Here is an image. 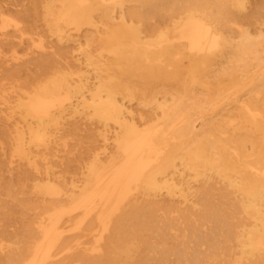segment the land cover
Segmentation results:
<instances>
[{
  "label": "bare ground",
  "instance_id": "1",
  "mask_svg": "<svg viewBox=\"0 0 264 264\" xmlns=\"http://www.w3.org/2000/svg\"><path fill=\"white\" fill-rule=\"evenodd\" d=\"M28 2L0 7V264H264V0Z\"/></svg>",
  "mask_w": 264,
  "mask_h": 264
},
{
  "label": "rangeland",
  "instance_id": "2",
  "mask_svg": "<svg viewBox=\"0 0 264 264\" xmlns=\"http://www.w3.org/2000/svg\"><path fill=\"white\" fill-rule=\"evenodd\" d=\"M8 4H10V6H8ZM29 4L28 0H0V7L3 9V10H7L6 11V14H11L12 16H14V12L11 10V9H18V8H21L22 6H25ZM98 28L100 25H97ZM99 29H93V35L94 37H96V33L95 31H98ZM71 33V40L69 41V44L70 47L68 48V51H69V54L68 56L70 57L69 58V61L71 60H79L81 61V57H82V50H85L86 49V46H85V40H84V34L86 33V29H83V30H80L79 32H76V31H70ZM48 41V44L47 45H50L51 47L56 45L55 43V39L53 38H49L47 39ZM97 42V41H95ZM73 45H77L76 47L72 48ZM95 46L96 44H92L91 46H89L88 48H90L91 50H94L95 49ZM54 49V48H52ZM1 70L2 68L0 67V73H1ZM2 84H5V82L0 79V94H1V88H2ZM1 109H2V104H1V98H0V117L3 115V113H1ZM0 143H1V139H0ZM2 155V150L0 148V156ZM233 242H231L232 244ZM235 249V248H234ZM237 252V251H236ZM233 260V259H232Z\"/></svg>",
  "mask_w": 264,
  "mask_h": 264
}]
</instances>
